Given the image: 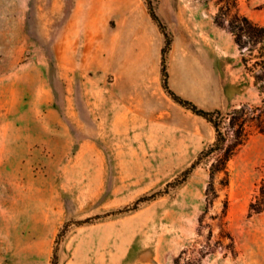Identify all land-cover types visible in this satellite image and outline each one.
<instances>
[{
  "label": "rangeland",
  "instance_id": "obj_1",
  "mask_svg": "<svg viewBox=\"0 0 264 264\" xmlns=\"http://www.w3.org/2000/svg\"><path fill=\"white\" fill-rule=\"evenodd\" d=\"M78 1L120 31L149 18L146 0H0V264H51L55 251L57 264H264V211L249 215L264 133L253 131L213 187L211 164L224 150L184 180L215 141L213 124L168 93L154 55L102 62L96 75L123 76L113 95L65 64L61 29ZM151 2L176 37L167 53L175 93L226 121L261 104L233 33L215 17L228 24L249 10L264 22V0Z\"/></svg>",
  "mask_w": 264,
  "mask_h": 264
},
{
  "label": "trees",
  "instance_id": "obj_2",
  "mask_svg": "<svg viewBox=\"0 0 264 264\" xmlns=\"http://www.w3.org/2000/svg\"><path fill=\"white\" fill-rule=\"evenodd\" d=\"M146 4L148 12L152 16L153 20L158 24L159 28L166 36V42L162 49L161 60L163 87L176 101L210 121L216 131V139L213 144L208 149L203 150L198 159L194 161L189 168H187V170L184 172L183 179L185 180L188 177L190 172L199 164L202 157L209 156L212 153H219L224 150V153L217 154L215 160L211 164V179L209 182V188H211L214 186V179L218 173L225 172L226 176H228L229 170L227 163L229 159L232 157L235 151L247 141L253 131L264 133V25L255 22L248 15L242 13L239 9H237V11L234 13L235 20H229L228 24H225L224 21H221L219 17H215L216 23L226 27L230 32L233 33L235 41L241 49L243 63L248 72L254 76L255 84L259 87L263 95L260 105L245 103L228 113L229 120L226 121L221 111H211L199 108L196 104L181 97L171 89L169 83L167 53L171 47L172 40L164 22L156 12L151 0H146ZM221 9L222 7H220V10ZM160 193L161 192H156L149 196V198H141L136 202L135 206L126 207L124 209L117 210L114 213L136 209L137 204L140 201L154 198ZM262 211H264V164L263 176L258 183V189L251 200L249 215L251 216ZM90 220V218H86L84 220L78 221L77 223L82 224ZM64 231L65 230H62L58 234V238H62L65 233ZM57 263L58 256L57 252L55 251L51 264Z\"/></svg>",
  "mask_w": 264,
  "mask_h": 264
},
{
  "label": "crops",
  "instance_id": "obj_3",
  "mask_svg": "<svg viewBox=\"0 0 264 264\" xmlns=\"http://www.w3.org/2000/svg\"><path fill=\"white\" fill-rule=\"evenodd\" d=\"M242 13L248 15L255 22L264 24L263 21L258 19L259 14L257 11L242 10ZM112 17L109 14L104 15V17L96 15L91 8L78 1L69 22L64 24L61 29L63 62L72 64L74 67H76L75 64H78L79 72L83 74L85 71L87 76L92 79L93 88L103 86L106 90L111 91V95L114 94L113 90L117 87L120 77L116 73L115 76L108 79L109 75L106 72L96 75L95 72H97L102 62L107 64L129 62L135 56L141 57L142 60H149L150 55L162 60V49L166 42L165 34L153 20L150 13L149 18L145 20L147 22L145 24L149 25L150 19H152L157 25V28H154V26L152 28L153 34H155L152 37L145 24L136 25L137 20L135 17L130 19L132 24H135L130 31H120L119 25L118 27L113 26ZM116 20L119 22L118 18ZM172 43H176V37L172 39ZM151 46L156 48L155 52L150 50ZM169 50H171V47ZM105 51H107V56L104 57ZM93 73L95 74L93 75ZM68 77L71 78V74ZM96 93H98V90L94 89L93 94ZM92 262L93 259L81 261L78 258H72L68 262L64 261L59 264H93Z\"/></svg>",
  "mask_w": 264,
  "mask_h": 264
}]
</instances>
